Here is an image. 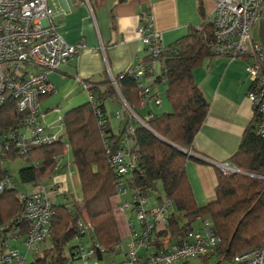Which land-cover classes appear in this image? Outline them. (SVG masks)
<instances>
[{"label":"trees","instance_id":"1","mask_svg":"<svg viewBox=\"0 0 264 264\" xmlns=\"http://www.w3.org/2000/svg\"><path fill=\"white\" fill-rule=\"evenodd\" d=\"M213 30V22L193 28L161 53L171 111L143 119L147 126L128 124V128L133 125L134 130L127 135V140L131 152L137 155L135 175L130 177L131 186L140 195H155L159 204L168 202L172 209L167 214V226H154L144 238L145 245L155 249L146 257L142 256L144 258L168 251L191 231H204L205 227L213 231L217 243L205 255L192 257L199 258L202 264L233 263L234 256L264 244V139L254 131L258 120L255 110L253 122L243 132L237 151L227 161L239 171L225 173L219 169L215 197L204 206L196 204L185 172L187 161L192 159L190 152L195 135L209 109L193 80L192 70L203 59L218 55L212 48ZM103 83V90L98 85H89L92 100L67 113L64 136L52 144L30 147L24 153H20L13 143L8 150L0 148V179L4 175L12 177L11 170L4 166L5 161L21 158L23 164L18 168V182L33 186L46 180L54 171L66 150V143L72 150L81 197L75 199L65 190L61 193L65 194V200L52 203L51 244L41 254H35L36 261L41 264H67L71 259L78 260L75 246H69L68 253L65 251L77 238L94 240L104 248L94 256L97 260L119 248L120 236L112 206L116 195V171L109 162L104 140L115 150L125 130L119 135L109 134L106 122L105 137L100 134L94 106L102 110L106 96L116 93L109 79ZM118 88L131 108L133 100L141 102L144 98L142 88L127 76L120 78ZM102 114H105L103 110ZM21 123L22 113L13 97L7 95L0 105V142L4 143L1 135L10 130L16 135ZM12 181L15 184L13 178ZM19 193L17 187H6L0 192V227L4 228L1 239L10 238L8 231L18 227L25 233L28 231L26 220H16L23 211ZM77 221L90 223L92 228L81 233ZM198 221L201 224L196 227ZM173 241L167 249V244Z\"/></svg>","mask_w":264,"mask_h":264},{"label":"crops","instance_id":"2","mask_svg":"<svg viewBox=\"0 0 264 264\" xmlns=\"http://www.w3.org/2000/svg\"><path fill=\"white\" fill-rule=\"evenodd\" d=\"M53 2L57 13L51 23L61 38L70 45H84L72 60L49 72L48 78L54 90L39 98L41 123L46 132L58 138L64 136V120L67 113L91 101L89 85H98L99 89L103 90L105 85L103 81L106 79L111 81L116 90L115 94L107 95L102 103L109 134L119 135L129 126L128 124L136 121L133 113L143 120L150 114L154 116L170 112L161 55L191 29L213 22L215 16L214 0H53ZM263 15L264 4L251 29L252 40L262 47L264 38L259 34L258 27H262ZM141 27L145 32L160 33V44L164 52L162 51L154 61L150 57L148 47L141 41L139 35ZM152 62L150 71L137 78L133 77L138 67L149 66ZM192 75L209 109L195 135L193 149L190 152L192 159L187 161L185 172L196 204L204 206L215 197L219 174L215 163L227 162L237 151L243 132L253 122L254 109L247 97L251 82L246 73L245 59H229L223 55H214L203 59L192 70ZM123 76L135 81L138 87L139 84L149 87L151 98L144 100L142 97L141 102L133 100L134 108H131L118 88V82ZM67 147L69 148L59 158L54 171L46 180L39 183L48 191L53 189V185L59 187L56 195L65 190L71 194L68 179L71 163H64L63 159L65 155L72 154L70 146L66 143ZM71 158L73 159V154ZM28 186L29 189L22 191L30 192L38 185ZM127 195L129 199L125 198ZM61 196L63 202L65 194ZM72 196L80 199L81 189ZM150 197H147L146 210L160 203L156 199L151 202ZM131 198L132 193L129 191L115 195L112 200L120 241L119 248L109 252L112 256L117 254L108 261L110 264H118L126 258L128 250L126 247L132 240V235L138 236L142 231L137 214L139 230L130 220L129 213H126L134 211L132 207L120 210V206L129 202ZM171 210L169 204L168 215ZM200 224L201 222H196L195 226L198 227ZM8 232L10 246L23 253L28 264H41L36 261V255L29 252L24 245L26 233L22 228L18 227L15 231ZM82 240L87 242V238ZM77 241L78 238L74 239L70 247L75 246ZM173 243L174 241L168 243L167 249ZM49 244L50 238L41 245L38 254L49 247ZM154 251L153 247L142 245L137 254L144 258L142 256L146 257ZM105 254L100 260L91 257L88 261L101 262ZM191 259L197 258L176 260L170 264H188ZM212 259L213 257L210 260ZM72 261L75 262L71 259L68 263Z\"/></svg>","mask_w":264,"mask_h":264},{"label":"built area","instance_id":"3","mask_svg":"<svg viewBox=\"0 0 264 264\" xmlns=\"http://www.w3.org/2000/svg\"><path fill=\"white\" fill-rule=\"evenodd\" d=\"M215 16L213 51L229 59L243 58L246 60V73L251 82L247 94L253 109L258 114L255 134L264 139V47L252 40L251 29L258 19L264 0H214ZM56 5L53 0H0V105L7 95L13 97L19 112L22 113V123L16 133L10 130L2 134L4 143L0 148L8 150L11 144L20 153L30 147L52 144L58 137L45 131L39 112V98L54 90L49 81L50 71L61 64L72 60L84 48L83 44H67L51 23L56 15ZM149 29V28H148ZM141 41L148 47L150 57L154 61L163 51L160 44V33L139 28ZM149 66H140L133 77H138ZM142 88L145 99L151 98L149 87ZM92 100V94H90ZM97 126L102 137H105L106 120L102 110L94 106ZM134 123L147 126L133 113ZM152 114L148 116L151 118ZM134 130L131 125L121 136L118 148L112 150L108 141L104 147L109 162L114 166L116 195L132 193L131 202H125L120 210L129 207L136 208L137 219L143 223L139 236L132 235L128 245L126 258L118 264H170L176 260H186L205 255L216 246L217 238L209 228L204 231H191L186 238L168 251L153 254L147 258L138 256V249L145 245L144 238L154 226H167L168 202L145 209L147 196L140 195L131 186L130 177L135 175L137 155L131 152L127 135ZM105 139V138H104ZM222 172L233 173L239 170L229 162L215 163ZM6 187H16L12 177L4 175L0 179V192ZM59 187L53 185L48 191L42 184L30 191H21L19 197L23 204L22 214L17 221L26 220L29 224L24 238L27 250L37 253L41 244L51 236V219L54 214L51 195H56ZM51 192V193H50ZM77 228L86 233L92 228L90 223L77 221ZM3 227H0V264H28L26 256L16 247L10 246L9 238L1 239ZM104 248L96 241L84 242L78 238L74 248L75 258L87 264L89 258ZM96 264V263H95ZM233 264H264V244L259 248L238 254L233 258Z\"/></svg>","mask_w":264,"mask_h":264},{"label":"rangeland","instance_id":"4","mask_svg":"<svg viewBox=\"0 0 264 264\" xmlns=\"http://www.w3.org/2000/svg\"><path fill=\"white\" fill-rule=\"evenodd\" d=\"M263 19H264V15H263V17H262V27H258V30H260V33L259 34H262L263 35V37L262 38H264V22H263ZM249 79V78H248ZM69 147H67L66 148V150L68 149ZM71 156H72V154L70 155V154H68V155H65L64 157H63V159H64V163L65 162H70L71 163V171H69L68 173V179H69V187H70V190H71V194H74V193H77V192H79V189H80V185H79V178H78V175H77V171H76V167H75V165H74V163H73V159L71 158ZM58 162H59V160H58ZM23 164V160L21 159V158H17V159H14V160H11V161H5L4 162V166H6L8 169L10 168V172H12L11 173V175H12V178H13V180H14V182H15V184H16V187H17V189L21 192L22 190H25V189H29L30 187L27 185H22V184H20L19 182H18V168L21 166ZM11 165H13V168H11ZM71 173V174H70ZM62 192H64V191H62ZM155 195H151V197H150V201L152 202V201H154L155 200V197H154ZM125 197V196H124ZM63 197L62 196H60V197H57V196H55V195H51V200H52V203H59V202H61V199H62ZM126 199H129V195H127L126 197H125ZM127 201H129V200H127ZM129 202H131V200L129 201ZM126 213H129V217H130V220H132V222H134L135 224H136V228H137V230H139L140 229V225L138 224V222H137V219H136V213L134 212V211H132V212H130V211H126ZM198 222H200V221H198ZM73 243V241H71V244ZM129 244V243H128ZM128 244H127V249H128ZM70 245H68L67 247H66V250L65 251H67V253H68V247H69ZM126 249V250H127ZM117 255V254H116ZM116 255H113L112 256V254H105V257H104V259L101 261V262H96L97 264H110V263H108V261L109 260H111V258L112 257H116ZM212 261V260H211ZM67 264H82V261L81 260H75V262H70V263H67ZM87 264H95V262L93 261V260H91V261H87ZM112 264V263H111ZM182 264V263H181ZM187 264V263H186ZM188 264H202L201 263V260L200 259H191L190 261H189V263ZM224 264H232V262H225Z\"/></svg>","mask_w":264,"mask_h":264},{"label":"bare ground","instance_id":"5","mask_svg":"<svg viewBox=\"0 0 264 264\" xmlns=\"http://www.w3.org/2000/svg\"><path fill=\"white\" fill-rule=\"evenodd\" d=\"M54 70H55V69H54ZM249 91H250V90H249ZM15 103H16V102H15ZM49 238H50V237H49ZM49 238H47V239H49ZM9 239H10V238H9ZM47 239H46V240H47ZM44 242H45V241H44ZM44 242H43V243H44ZM43 243H42V244H43ZM42 244H41V245H42ZM75 246H76V245H75ZM40 248H41V247H40ZM74 248H75V247H74ZM39 252H40V249H39V251H38L37 253H33V254H38ZM31 253H32V252H31Z\"/></svg>","mask_w":264,"mask_h":264}]
</instances>
